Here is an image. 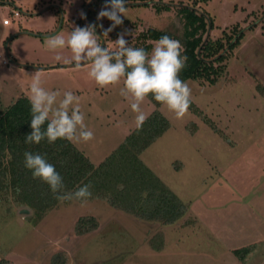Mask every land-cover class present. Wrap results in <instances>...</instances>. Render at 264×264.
<instances>
[{"label":"rangeland","instance_id":"obj_1","mask_svg":"<svg viewBox=\"0 0 264 264\" xmlns=\"http://www.w3.org/2000/svg\"><path fill=\"white\" fill-rule=\"evenodd\" d=\"M106 2L0 0V106L29 100L37 74L42 87L60 94L57 102L73 92L94 138L71 144L97 165L136 127L137 114L119 94L122 81L98 87L87 76L90 63H66L70 49L49 51L47 38L67 39L74 27L95 24L98 42L114 51L125 31L129 47L148 28L178 35L177 5L204 13L211 21L204 37L224 48L217 78L212 85L185 81L197 113L188 109L176 119L160 105L168 127L139 156L177 197L182 215L171 224L147 222L92 198L83 206L60 202L35 222L25 207L0 205V264H264V0H151L172 8L126 6L107 37L112 22L97 20ZM236 30L241 34L227 50L224 37ZM140 108L146 117L154 110L147 99ZM78 219H92L95 228L76 234ZM159 242L154 251L150 244ZM250 245L254 251L240 262L232 251Z\"/></svg>","mask_w":264,"mask_h":264},{"label":"trees","instance_id":"obj_2","mask_svg":"<svg viewBox=\"0 0 264 264\" xmlns=\"http://www.w3.org/2000/svg\"><path fill=\"white\" fill-rule=\"evenodd\" d=\"M136 5H149L157 12L172 8L151 0H126V6ZM173 9L181 20L178 35L148 28L137 36L138 43L132 48H142L149 53L151 43L167 35L180 42L181 55L187 57L179 78L184 82L214 84L218 75L217 64L224 58L221 54L224 48L221 41L212 42L204 37L207 26L211 25L210 19L192 7L177 5ZM240 34L236 30L231 36L224 37L227 50L232 49ZM259 88L260 94L264 96V88ZM146 99L154 110L147 116L142 127L139 130L133 128L97 165L91 164L67 140L58 139L52 144L46 140L39 144L25 143V135L31 132V106L26 98L20 97L6 107L0 106V205L7 206L12 203L25 207L31 211L36 222L61 202L55 198L58 194L51 193L47 184L33 179L31 171L24 167V153L31 152L39 153L54 165L63 178L64 192H75L79 187L90 184L92 195L88 199L100 198L111 207L139 220L156 221L163 225L173 223L182 215L179 200L139 158L168 127L165 118L157 111L161 104L151 96ZM188 109L197 113L191 103ZM46 126L47 122L44 127ZM120 184L124 186L122 191L117 188ZM87 222L89 228L84 229ZM94 228L95 222L92 219H78L75 232L82 234ZM150 245L154 251L160 250V242L156 246ZM253 251L254 246L250 245L233 250L232 253L243 262Z\"/></svg>","mask_w":264,"mask_h":264},{"label":"clouds","instance_id":"obj_3","mask_svg":"<svg viewBox=\"0 0 264 264\" xmlns=\"http://www.w3.org/2000/svg\"><path fill=\"white\" fill-rule=\"evenodd\" d=\"M125 11L126 0H107L97 15V20L107 18L112 22L104 30L103 36L107 37L116 26L122 24L120 17ZM81 18H84L83 13ZM96 27L95 24L74 27L67 39L62 35L48 37L46 48L49 51L66 47L70 49L71 60L65 62H74L77 69L82 64L90 63L87 76L100 88L117 85L122 81L119 94L129 100L131 110L137 114L135 122L138 130L147 119L140 105L148 96L166 107L176 119H182L190 106L191 89L179 78L187 61V57L181 55L180 42L164 35L156 41L149 55L142 48L129 47L124 36L130 33L125 31L118 34L114 41L116 48L110 51L98 42ZM55 58L60 60L61 56ZM59 95L58 92L42 87L39 74L32 79L28 97L31 132L25 135V143L39 144L46 140L52 144L58 139L88 142L94 138V133L84 123L79 98L73 92L66 91L57 102ZM24 167L31 171L33 179L47 184L51 193L58 194L55 198L61 202L78 201L83 206L92 195L90 184L79 187L75 192H64L63 178L54 165L39 153L25 152ZM123 187L122 184L117 186L121 191Z\"/></svg>","mask_w":264,"mask_h":264},{"label":"built area","instance_id":"obj_4","mask_svg":"<svg viewBox=\"0 0 264 264\" xmlns=\"http://www.w3.org/2000/svg\"><path fill=\"white\" fill-rule=\"evenodd\" d=\"M17 16H18V13H17L16 11H13V12L11 13V17H12V18H15V17H17ZM7 24H8V21H7V20H2V25H7ZM2 58L4 59V57H2ZM5 59H7V60H5ZM5 59H4L5 62L2 61L3 65L6 64V63L8 62V58L6 57Z\"/></svg>","mask_w":264,"mask_h":264},{"label":"water","instance_id":"obj_5","mask_svg":"<svg viewBox=\"0 0 264 264\" xmlns=\"http://www.w3.org/2000/svg\"><path fill=\"white\" fill-rule=\"evenodd\" d=\"M208 31H209V26H207V32H208ZM240 33H241V32H240ZM234 39H235V38H234ZM222 53H223V52H222ZM222 53H221V54H222ZM22 212L25 213L26 211H25V210H22ZM22 212H21V213H22Z\"/></svg>","mask_w":264,"mask_h":264},{"label":"crops","instance_id":"obj_6","mask_svg":"<svg viewBox=\"0 0 264 264\" xmlns=\"http://www.w3.org/2000/svg\"><path fill=\"white\" fill-rule=\"evenodd\" d=\"M8 25V24H7ZM7 25H4V26H7Z\"/></svg>","mask_w":264,"mask_h":264}]
</instances>
